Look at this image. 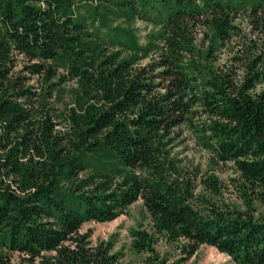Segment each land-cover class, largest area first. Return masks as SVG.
Masks as SVG:
<instances>
[{"label":"trees","instance_id":"trees-1","mask_svg":"<svg viewBox=\"0 0 264 264\" xmlns=\"http://www.w3.org/2000/svg\"><path fill=\"white\" fill-rule=\"evenodd\" d=\"M98 3L0 0V264H16L11 253L19 264H119L111 243L94 246L91 230H80L138 200L155 233H132L142 264H185L202 245L234 264H264V220L251 209L201 210L171 156L188 128L249 190L264 188V0ZM136 19L156 29L144 44ZM227 47L232 65L215 66V51ZM68 82L73 103L49 108ZM256 199L264 203L261 192ZM155 235L183 241L181 256L162 257Z\"/></svg>","mask_w":264,"mask_h":264},{"label":"rangeland","instance_id":"rangeland-1","mask_svg":"<svg viewBox=\"0 0 264 264\" xmlns=\"http://www.w3.org/2000/svg\"><path fill=\"white\" fill-rule=\"evenodd\" d=\"M93 6H98V0H89ZM235 26L241 31L240 36H246L249 33V25L246 20L237 19ZM113 26H123L122 20L113 19ZM135 35L141 44L146 42V37L156 31L154 27L140 19H136L131 24ZM238 41V40H235ZM198 48L206 49L208 41L204 34L196 35L195 40ZM233 53L230 47L225 49L218 48L213 55L214 65L228 67L232 65ZM145 63V62H144ZM22 68V61L19 58L18 70ZM240 74V72H239ZM56 82V81H55ZM29 84L34 86L37 93L45 92L46 86L40 78L32 77ZM75 84L68 82L57 87L49 96L47 104L49 108H54L58 112L64 110L73 103ZM62 127V126H61ZM179 136L172 144L171 156L175 165L180 171L184 180H190L194 186V196L201 210L213 204L216 208L223 211H241L252 210L256 219L264 220V203L256 199V193L261 192L264 196V188L261 190H249L240 174L235 170L231 163H220L206 150L197 135L188 128H181ZM217 179L219 190L212 192L207 186L210 184V178ZM246 191V194L243 192ZM250 201L248 203V198ZM250 205V208L247 207ZM91 230L90 242L96 245L100 242H109L112 245V253L119 255V264H142L147 257L146 253H136L132 249V233L134 230H145L154 235L152 222L143 206V202L138 200L126 209L124 215L115 220L106 223L88 222L82 225L81 233ZM155 250L170 261L178 259L180 247L183 241L168 242L164 236H156ZM11 259L14 263H20V256L17 253H11ZM185 264H234L230 257L218 252L215 248L202 245L198 251L189 258Z\"/></svg>","mask_w":264,"mask_h":264}]
</instances>
